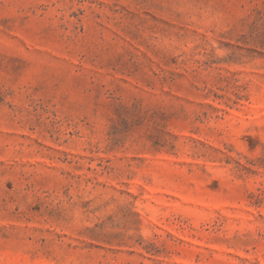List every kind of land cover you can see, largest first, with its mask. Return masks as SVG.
<instances>
[{"label": "rangeland", "instance_id": "374dc122", "mask_svg": "<svg viewBox=\"0 0 264 264\" xmlns=\"http://www.w3.org/2000/svg\"><path fill=\"white\" fill-rule=\"evenodd\" d=\"M0 264H264V0H0Z\"/></svg>", "mask_w": 264, "mask_h": 264}]
</instances>
